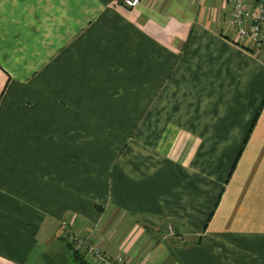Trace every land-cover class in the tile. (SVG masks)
<instances>
[{"label": "crops", "instance_id": "obj_1", "mask_svg": "<svg viewBox=\"0 0 264 264\" xmlns=\"http://www.w3.org/2000/svg\"><path fill=\"white\" fill-rule=\"evenodd\" d=\"M232 2L0 0V264H74L62 218L143 264H264V44Z\"/></svg>", "mask_w": 264, "mask_h": 264}, {"label": "built area", "instance_id": "obj_2", "mask_svg": "<svg viewBox=\"0 0 264 264\" xmlns=\"http://www.w3.org/2000/svg\"><path fill=\"white\" fill-rule=\"evenodd\" d=\"M247 0H233L231 23L239 39H246L257 45L264 44V0H255L252 10L246 5ZM127 8L136 7L141 0H116ZM60 237L77 252L84 261L94 264H143L140 260H129L122 253L111 254L101 240L94 239L92 232L74 230L66 220L59 224Z\"/></svg>", "mask_w": 264, "mask_h": 264}, {"label": "trees", "instance_id": "obj_3", "mask_svg": "<svg viewBox=\"0 0 264 264\" xmlns=\"http://www.w3.org/2000/svg\"><path fill=\"white\" fill-rule=\"evenodd\" d=\"M68 249L71 252L72 257L79 263V264H86L87 262L83 260V258L77 253L71 250V247L68 245Z\"/></svg>", "mask_w": 264, "mask_h": 264}, {"label": "rangeland", "instance_id": "obj_4", "mask_svg": "<svg viewBox=\"0 0 264 264\" xmlns=\"http://www.w3.org/2000/svg\"><path fill=\"white\" fill-rule=\"evenodd\" d=\"M115 4H116V5H120L119 3L116 2V0H115ZM123 7H124V6H123ZM62 220H66V219H65V218H62V219L60 220V222H61ZM66 221H67V220H66ZM60 222H59V224H60ZM93 229H94V228H93ZM59 230H60V229H59ZM169 234H171V235L174 234L173 231H172V229H171V227H169ZM60 239H61V242L63 243L64 247H65L66 249H68V245H69V244L65 243L64 240H63V238L60 237ZM96 239H97V238H96ZM74 264H79V263H78L77 261H75Z\"/></svg>", "mask_w": 264, "mask_h": 264}]
</instances>
